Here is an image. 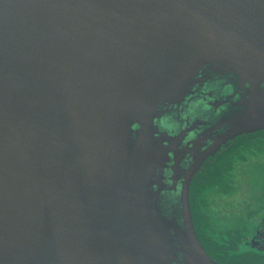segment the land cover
<instances>
[{"label": "water", "instance_id": "95a60500", "mask_svg": "<svg viewBox=\"0 0 264 264\" xmlns=\"http://www.w3.org/2000/svg\"><path fill=\"white\" fill-rule=\"evenodd\" d=\"M261 131L264 0H0V264H219L191 185Z\"/></svg>", "mask_w": 264, "mask_h": 264}, {"label": "rangeland", "instance_id": "374dc122", "mask_svg": "<svg viewBox=\"0 0 264 264\" xmlns=\"http://www.w3.org/2000/svg\"><path fill=\"white\" fill-rule=\"evenodd\" d=\"M259 138L253 148L231 159V169L223 183L200 193L202 229L211 238V232L222 234L227 230V221L235 224L236 218L237 224L253 228L258 211L264 209V137Z\"/></svg>", "mask_w": 264, "mask_h": 264}, {"label": "trees", "instance_id": "16d2710c", "mask_svg": "<svg viewBox=\"0 0 264 264\" xmlns=\"http://www.w3.org/2000/svg\"><path fill=\"white\" fill-rule=\"evenodd\" d=\"M262 133V132H261ZM260 136V135H259ZM258 135H250L246 139V142H243V150L247 151L249 148H253L254 144L260 142L258 139ZM252 140V141H251ZM254 140H257L258 142H255ZM254 141V143H253ZM240 145V146H241ZM239 153H234L231 155H238ZM220 165V164H219ZM231 169V159L228 160L226 158L221 162V167L216 168L215 170L213 169H204L202 173H200L193 182L192 190H191V206H192V211L193 215L195 218V224L197 227V233H199V237L204 242V247L207 249L208 253L210 254L211 257H213L214 260L218 261L220 264H258L256 261L252 260L250 257L245 256V254L240 253L241 248H239V243L240 239L244 237L245 232L248 229L244 228L242 224H232L229 223L228 221V228L235 229L234 234H232L231 229L229 230L228 233L225 235L211 232L212 238L208 236L204 231H203V225L204 222L201 219V211H200V206L198 205V198L200 197V193L205 191L206 189L214 186L221 184L225 181V175L230 171ZM239 228V229H238ZM228 234V235H227ZM232 235H235L232 246L230 250L228 251V245L231 244L232 241ZM264 264V263H263Z\"/></svg>", "mask_w": 264, "mask_h": 264}, {"label": "flooded vegetation", "instance_id": "af4514ba", "mask_svg": "<svg viewBox=\"0 0 264 264\" xmlns=\"http://www.w3.org/2000/svg\"><path fill=\"white\" fill-rule=\"evenodd\" d=\"M204 91H206V89H204ZM175 108H176V106L173 107L172 112H169V114L171 115V121L176 122V117H175V113H176L175 110L176 109ZM261 132L240 136V137L230 141L227 145L223 146L222 149L218 153H216L214 156H211L210 158L207 159V161L202 165L200 171L196 174L193 182L195 181V179H197V177H199L198 175L200 173H202L204 171V169L209 168V170L210 169L215 170L216 168H219V164L221 165V162H223V160H225L226 158H228V160H230L235 156L239 157V154L242 151H244L243 145H241V144H243V142L247 141L246 139L248 138V136H250V135H255V136L262 135V137H264V131H261ZM210 136H213V134H211ZM258 139H260V138L258 137ZM254 141L258 142L257 140H254ZM254 141H253V143H254ZM236 152L239 154L238 155H231V154H234ZM193 182H192V184H193ZM192 189L193 188L191 185V190ZM190 198H191V192H190ZM192 213H193V211H192ZM193 218H194V215H193ZM234 220H235V218H234ZM228 222L234 224L233 223L234 221H232V220H228ZM237 222H238V219L236 218V224H237ZM194 225H195L196 232H198L196 224H195V218H194ZM225 229H227V227ZM227 230L225 232H223L222 235H225L226 233H228L229 231H227ZM234 230L235 229H231L232 234H234ZM248 230H249L248 233L246 231L244 234V237H242L240 239V243L238 246L239 248H241L240 253H243V254H245V256L250 257L252 260L256 261L258 264H263L264 263V209H260L258 211V216H257L256 221L254 222L253 228L248 229ZM198 234L199 233H197V235ZM198 237H199V235H198ZM234 237H235V235H232V237H231L232 241H231V244L228 245V251L230 250V248L232 246ZM199 239H200L201 243L204 244L201 237H199ZM206 251H207V249H206ZM211 258L213 259V257H211ZM216 262H218V261H216Z\"/></svg>", "mask_w": 264, "mask_h": 264}]
</instances>
